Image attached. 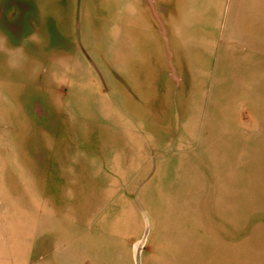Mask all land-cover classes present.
I'll return each mask as SVG.
<instances>
[{"label": "rangeland", "instance_id": "1", "mask_svg": "<svg viewBox=\"0 0 264 264\" xmlns=\"http://www.w3.org/2000/svg\"><path fill=\"white\" fill-rule=\"evenodd\" d=\"M16 1L0 264H264V0Z\"/></svg>", "mask_w": 264, "mask_h": 264}, {"label": "flooded vegetation", "instance_id": "2", "mask_svg": "<svg viewBox=\"0 0 264 264\" xmlns=\"http://www.w3.org/2000/svg\"><path fill=\"white\" fill-rule=\"evenodd\" d=\"M153 3L155 5V0ZM26 11L28 10L22 9L21 4L16 0H9L4 7H0V23L3 27H5L4 30L7 32L5 35L7 37L12 36V38L17 42L20 40L19 35L29 36V34H33L31 33L33 32V27L29 24V19L27 17L28 12ZM29 14L33 15L32 12H29ZM25 19L28 24L22 25V21ZM174 70L177 74L175 66ZM177 76L179 78V84L181 82V77L178 74Z\"/></svg>", "mask_w": 264, "mask_h": 264}, {"label": "water", "instance_id": "3", "mask_svg": "<svg viewBox=\"0 0 264 264\" xmlns=\"http://www.w3.org/2000/svg\"><path fill=\"white\" fill-rule=\"evenodd\" d=\"M146 2L152 8V10H153V12L155 14L153 0H146ZM157 20L160 23L161 34H162V37H163V40H164V44H165L166 50L168 52L169 59H170L171 53H170L169 48H168V40H167L166 33H165V27L163 25V22L159 18ZM171 66H172V63H171ZM172 69H173V67H172ZM145 218H147L146 215H145ZM149 228H150V224H149V222L147 223V221H146V229L144 231V234H143L142 238L138 242H136V244L134 245V260H135V264H142L141 263V249H142L143 244L146 241V237L148 235Z\"/></svg>", "mask_w": 264, "mask_h": 264}, {"label": "crops", "instance_id": "4", "mask_svg": "<svg viewBox=\"0 0 264 264\" xmlns=\"http://www.w3.org/2000/svg\"><path fill=\"white\" fill-rule=\"evenodd\" d=\"M153 2H154V0H153ZM172 10V9H171ZM163 24H164V22H163ZM164 26H165V33H166V37H167V40H168V36H167V30H168V28L166 27V25L164 24ZM171 55H172V52H171Z\"/></svg>", "mask_w": 264, "mask_h": 264}]
</instances>
